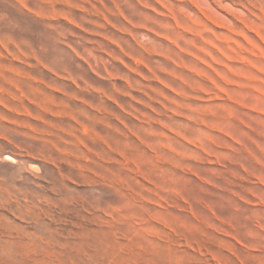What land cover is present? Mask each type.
<instances>
[{
    "label": "rangeland",
    "instance_id": "374dc122",
    "mask_svg": "<svg viewBox=\"0 0 264 264\" xmlns=\"http://www.w3.org/2000/svg\"><path fill=\"white\" fill-rule=\"evenodd\" d=\"M0 264H264V0H0Z\"/></svg>",
    "mask_w": 264,
    "mask_h": 264
},
{
    "label": "bare ground",
    "instance_id": "6f19581e",
    "mask_svg": "<svg viewBox=\"0 0 264 264\" xmlns=\"http://www.w3.org/2000/svg\"><path fill=\"white\" fill-rule=\"evenodd\" d=\"M214 10H215V9H214ZM235 10H236V9H235ZM215 11H216V10H215ZM215 11H214V12H215ZM217 12H218V11H217ZM240 12H241V11H240ZM222 16H223V15H222ZM224 18H225V17H224Z\"/></svg>",
    "mask_w": 264,
    "mask_h": 264
}]
</instances>
